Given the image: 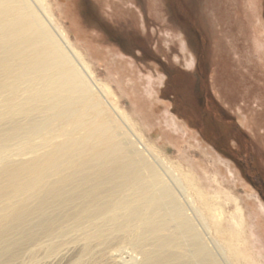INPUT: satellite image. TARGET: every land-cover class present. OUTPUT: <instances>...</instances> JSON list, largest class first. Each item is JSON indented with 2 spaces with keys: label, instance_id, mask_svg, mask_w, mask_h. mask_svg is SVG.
Masks as SVG:
<instances>
[{
  "label": "bare ground",
  "instance_id": "6f19581e",
  "mask_svg": "<svg viewBox=\"0 0 264 264\" xmlns=\"http://www.w3.org/2000/svg\"><path fill=\"white\" fill-rule=\"evenodd\" d=\"M47 7L0 0V264H219L198 189L142 142Z\"/></svg>",
  "mask_w": 264,
  "mask_h": 264
},
{
  "label": "rangeland",
  "instance_id": "374dc122",
  "mask_svg": "<svg viewBox=\"0 0 264 264\" xmlns=\"http://www.w3.org/2000/svg\"><path fill=\"white\" fill-rule=\"evenodd\" d=\"M44 1L142 142L199 190L219 264H264V0Z\"/></svg>",
  "mask_w": 264,
  "mask_h": 264
},
{
  "label": "trees",
  "instance_id": "16d2710c",
  "mask_svg": "<svg viewBox=\"0 0 264 264\" xmlns=\"http://www.w3.org/2000/svg\"><path fill=\"white\" fill-rule=\"evenodd\" d=\"M203 110H205L206 112H208V114H210V113L212 114V113H213V112L210 111V108L208 107V105H207L206 102L204 103V109H203ZM212 115H213V114H212ZM218 120H219V119H218Z\"/></svg>",
  "mask_w": 264,
  "mask_h": 264
}]
</instances>
